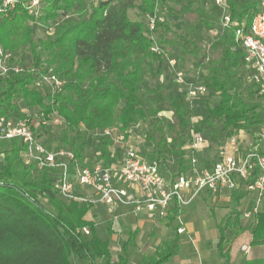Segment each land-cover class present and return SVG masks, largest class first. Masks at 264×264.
<instances>
[{
    "label": "trees",
    "instance_id": "16d2710c",
    "mask_svg": "<svg viewBox=\"0 0 264 264\" xmlns=\"http://www.w3.org/2000/svg\"><path fill=\"white\" fill-rule=\"evenodd\" d=\"M164 2L97 0L95 4H86L84 0H41L40 15L34 18L18 0L0 14L1 47L12 54L27 47L32 67L42 74L51 70L63 81V86L50 94L46 88L29 89L31 74L0 79V116L15 123L26 118L27 114L15 100H21L27 109L38 108L41 112L38 116L47 122L46 126L38 127V138L48 134L47 127L56 116L64 125L61 146L73 152L81 163L86 160L83 154L86 141L80 126L86 132H101L115 128L126 131L143 124L145 141L151 144V153L145 158L157 160L162 174L171 178L186 173L189 168V152L183 150L186 143L182 137L186 119H199L193 129L208 142L222 135L226 141L240 130L254 136L263 119L261 98L252 82L245 96L236 88L239 78L247 75L248 70L243 50L234 40L233 27L222 28L220 36L208 42L215 56L204 54L200 65L205 72L207 102L217 100V103L210 105L202 100L190 107L179 92L173 96L167 94L172 72L161 54L151 51L153 41L145 34L142 20L145 14L154 15L157 4ZM226 3L232 21L250 24L257 0ZM194 5L193 0H184L172 14L183 17L192 13L200 21L206 20L200 8L192 10ZM133 10L135 20L129 17V11ZM34 23H55L53 34L34 41ZM156 27L169 31L164 23ZM179 37L183 42L177 45L180 58L198 57L200 31L185 30ZM172 43L169 44L174 46ZM161 112H172V119L159 117ZM42 144L49 149L47 143ZM110 144L108 137L101 136L96 147V160L104 166L119 156L117 148L111 154ZM0 148L6 149L0 160V264H71L72 261L127 264L136 231L127 232V239L120 243L122 253L112 260L109 248L112 232L108 229V238L102 240L95 224L85 219L93 205L61 200L52 187L56 170L40 168L36 162L24 166L25 146L20 141H0ZM247 183L231 192L230 210L217 225L216 247L222 264H264V257L232 261L226 247L227 230L236 234L245 231L239 222L238 207L245 197ZM178 214L179 210L173 209L169 223ZM84 228L89 231L87 236L82 233ZM174 229L176 232L177 228ZM249 233L251 247H264V213L254 214ZM178 251V237L174 236L164 240L153 255L143 257L141 264H166Z\"/></svg>",
    "mask_w": 264,
    "mask_h": 264
},
{
    "label": "built area",
    "instance_id": "2783aa9c",
    "mask_svg": "<svg viewBox=\"0 0 264 264\" xmlns=\"http://www.w3.org/2000/svg\"><path fill=\"white\" fill-rule=\"evenodd\" d=\"M18 0H1L0 14L12 7ZM23 2L29 15L39 16L41 0H19ZM221 10L222 28L233 27L234 40L244 53V64L250 74V81L257 86L263 111L262 123L254 138L245 148L239 137H229L221 146L214 161L200 167L197 153L207 147V141L193 128L186 149L189 152L188 170L174 178L167 179L161 172L157 160H147L139 150L130 144L131 130L105 129L100 132L108 137L119 151V156L109 166L100 162L81 163L73 152L63 149H47L37 137L36 126L44 127L46 120L38 114H27L19 122H12L0 116V141L16 139L25 146L23 159L26 163L36 162L38 166L56 170L52 187L58 197L65 202H88L105 205L114 211L119 207H131L134 215L144 211L149 220L165 219L173 209L179 214L202 193L218 196L225 191L237 190L247 183L244 191L252 194V211L244 213V218L256 214L258 205L264 200V0H257V9L248 26L231 20L226 0H214ZM164 17L154 13L146 18L147 33H154L157 24H163ZM52 32V28H48ZM151 51L161 54L172 72L173 81L184 96L186 103L193 107L207 94L203 83L189 82L185 73L171 58L154 43ZM33 75L32 87L46 88L50 94L61 89V81L49 70L24 68L0 45V79L16 75ZM34 123V126H33ZM176 232L183 234L184 225L178 224ZM88 235V229H82Z\"/></svg>",
    "mask_w": 264,
    "mask_h": 264
},
{
    "label": "rangeland",
    "instance_id": "374dc122",
    "mask_svg": "<svg viewBox=\"0 0 264 264\" xmlns=\"http://www.w3.org/2000/svg\"><path fill=\"white\" fill-rule=\"evenodd\" d=\"M195 2V5L193 6L192 10L196 8H200L204 13L205 19L204 21H200L197 15L195 14H184L183 17H178L177 15L172 14V12H176L180 9L181 5L183 4L184 0H165L164 4L160 5L157 4L156 9L154 13L161 15L164 17V24H167L169 26V31H164L163 29L156 28L154 33H147L145 31V34L148 35L149 38L152 39L153 43L160 48L163 52H165L168 55H173L174 58L177 59L178 66L182 69V71L185 73L186 78L189 82H199L203 83L205 72L201 69L200 65L203 59V55H211L215 56L212 51L208 47V42L216 40L221 32H222V21H221V10L217 8L214 4V0H193ZM226 1H233V0H226ZM86 4L88 3H97V0H84ZM39 10V15H40ZM147 16H151L150 14H145L143 17V22L146 26V18ZM129 17L131 20L136 19L135 11H129ZM55 23H49L46 25H40L39 23H34L32 25V31H33V39L34 41L37 40H45L47 37H50L53 34ZM48 28H52V32L49 31ZM186 31H192L196 32L200 31L201 39L198 40V46L200 48L199 55L196 58H191L189 56L184 57L183 59L180 58L179 53V47L178 44H182L181 38L179 35L181 33H185ZM162 42V43H161ZM164 42V43H163ZM170 42H173L172 44L174 46H171L169 44ZM14 58L21 64L24 68H32L33 60L30 51L28 48H24L16 53H13ZM170 55V56H171ZM45 59V57H44ZM250 74L247 71V75H243L239 78V82L236 85V88L241 91V93L245 96L248 91H250ZM29 89L37 91L35 88H33L31 85L29 86ZM167 94L169 96H173L176 92L179 91L177 85L173 81V76L171 75L170 81L167 83L166 88ZM207 96V94H206ZM203 97L198 100V102L203 100V103L207 102V98ZM15 102L21 107L22 111L26 114H41L40 110L38 108H35V110L27 109L23 102L21 100H15ZM210 105L217 103V100L208 101ZM41 116V115H40ZM159 117L172 119V112H161L158 114ZM186 119V118H184ZM189 120L186 119L187 126L182 131V137L184 142L186 143L183 147V150L187 151L186 147L189 143V135L190 131L193 128V126H196V124L199 122L198 118L191 117ZM34 126V123H33ZM36 126V133L39 135L40 130L38 126ZM64 129V125L62 121L57 118L56 116L53 117L52 121L50 122V125L47 127L48 134L41 137L45 138V142L49 146V149L59 148L62 147L60 144V137L62 135ZM80 131L83 139L86 141V146L83 149V154L86 156V160L83 161V163H90V162H100L96 160V147L98 145V142L100 140V132L98 131H90L86 132V129L83 126H80ZM131 140L130 144L137 148L139 152L142 154L143 157L150 155L151 153V144L145 141L144 134H145V126L143 124H138L131 129ZM55 132V133H53ZM237 137H239L241 141V147L245 148L246 145L251 142L254 138V136H251L247 134L244 131H238L235 133ZM39 138V140L41 139ZM223 135L220 136L218 140L208 142L207 140V147L203 150L199 151L197 153V159L198 164L200 167H202L206 161H214L217 158V153L221 146L225 143V141L222 140ZM41 141V140H40ZM113 145H109V149H112ZM63 150H67V147H62ZM8 150V149H7ZM6 151L5 148H0V160L3 159V154ZM95 154V155H94ZM189 156V155H188ZM147 159V158H146ZM24 166H30V163L22 162ZM165 173V172H164ZM168 175V173H165ZM165 176V175H164ZM167 179H170V176H165ZM203 206L202 209L189 207L190 212L188 219H192L194 226L198 228L200 225V221L203 218V215L208 216L210 219L214 220V222H217L221 216L226 213L229 209V204L227 205L223 200H220L217 196L208 195L204 197ZM246 198L251 200L253 199L252 194H247ZM199 206V205H196ZM188 208V209H189ZM194 208V210L192 209ZM187 210H183L182 213L179 215V219H177L174 223L184 224V217L183 213L186 214L188 212ZM239 212L241 213L239 222L240 225L245 230L244 232L236 234V237L233 236V233L227 232V243L226 247L229 244H231V248L233 249V256H236V258H239L245 254L246 250L249 249L250 246V233L249 228L252 226L254 222V215H251L249 218H244V213L248 211H252L253 205L251 204L248 206V201H244L243 203H240ZM216 212V214H215ZM256 213H264V200L261 202L260 205L257 207ZM214 214V215H213ZM210 220V221H212ZM156 222H159L158 220H155ZM107 223V224H106ZM103 229L98 230V237L102 240L108 238L107 232L105 231V228H109L111 232L114 234H119L118 236L112 237L110 236V254L112 259L115 260L116 255L121 254L120 250V243L122 241H125L127 239V234L125 232V228H130L125 225H123L122 222H113V221H105L104 223L100 224ZM121 229V232L119 231ZM170 230V229H169ZM171 235L173 234V231H171ZM170 233V232H169ZM163 238L162 235H160L157 232H152L151 235H148L147 238L143 236H138L136 239V246L140 249L142 248L143 255H150L158 242ZM232 240L231 242L229 241ZM120 241V243H119ZM246 247V248H245ZM135 245H133L129 249V253L132 254L134 251ZM245 250V251H244ZM239 254V256H238ZM246 256L254 257L255 255H252L251 253H246ZM137 259V256L132 258V262ZM71 264H78L74 261H72ZM85 264V263H83ZM97 264H103V262L98 261ZM133 264V263H132Z\"/></svg>",
    "mask_w": 264,
    "mask_h": 264
},
{
    "label": "crops",
    "instance_id": "0c3cea01",
    "mask_svg": "<svg viewBox=\"0 0 264 264\" xmlns=\"http://www.w3.org/2000/svg\"><path fill=\"white\" fill-rule=\"evenodd\" d=\"M45 141H46L45 138L41 139V142L44 144H46ZM109 150L111 151V154H113L116 150V146H113V148ZM208 195H211V194L206 193V192L200 194L192 202L190 206H188L187 208H184V211L187 210L191 206L192 207L195 206L194 208L200 207L202 209L203 201L205 199L204 197ZM230 195H231V192L225 191L222 194L217 196L219 197L220 200H223L227 205L229 204L228 211L224 213L217 222H214L212 218L210 219L208 216L203 215V218L200 221V225L198 226V228H196L194 226L193 220L190 218L188 219L189 212L191 209L189 208L186 214L183 213V217L185 220L183 224L185 228V232L183 234H178L177 232H175L174 228L175 227L177 228L178 225L174 223L176 220L173 221L172 223H169V220H168L169 215L165 219H160L158 220L159 222H156L155 220H149L146 217V213L144 211L140 212L137 215H134L131 212V207L129 206L119 207L112 212L108 210V208L105 205L98 203L96 205H93L90 211L86 214L85 219L88 221H92L95 224L96 232L100 229H103L100 224L104 223L105 221L122 222L123 225L130 227V228H125L126 234L128 231L137 232L136 238L134 239V243H133V245H135V248H134L133 253L130 254L127 264H132V263L141 264L143 257L153 255L156 248L164 240L173 238L174 236L178 237L179 251L175 256L171 257L166 264H222L223 261L219 257L218 252H217V247H216L217 242H218L217 225L221 221V219L230 210V207H231ZM246 195L247 193L245 192V197L240 201V203H243L244 201L247 200L248 206H250L252 204V200L250 202L249 199L246 198ZM196 205H199V206H196ZM194 208L192 209L194 210ZM108 229H109L108 227L105 228V231L107 232ZM119 231L121 232V229ZM154 231L162 235L163 238L158 242L154 251L150 255H143L142 248L138 249L137 248L138 246H136V239L140 235L147 238V236L151 235L152 232ZM171 231H173L172 235H171L172 233ZM228 231L230 233H233L231 230H227L225 232L226 241L228 239V236H227ZM119 234L118 233L114 234L112 232L111 236L115 237V236H118ZM97 235H98V232H97ZM233 236L236 237V233H233ZM229 241L231 242L232 240L229 239ZM109 247H110V243H109ZM231 247H232L231 244L228 243L227 248L229 249L230 257L232 261H238L242 257H245L246 260L259 259V258L264 257V247H249V249L246 250L245 254L246 253L249 254L252 252V255H255V256L249 257L243 253L241 257L238 254L239 258H236L237 255L233 256V249ZM118 255H116V257ZM135 256H137V259H135L134 262L131 263L132 258Z\"/></svg>",
    "mask_w": 264,
    "mask_h": 264
}]
</instances>
